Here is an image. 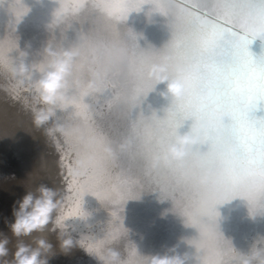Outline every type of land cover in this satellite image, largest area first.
Masks as SVG:
<instances>
[{"label":"bare ground","instance_id":"1","mask_svg":"<svg viewBox=\"0 0 264 264\" xmlns=\"http://www.w3.org/2000/svg\"><path fill=\"white\" fill-rule=\"evenodd\" d=\"M197 6L202 9L205 7L211 9L213 6V0H173V8L176 15L180 18H186V10ZM58 7V0H42V2H40V0H0V87L2 86L4 89L6 88L10 97H13V94L17 90V92H19L17 97L20 96L22 99L20 100L22 101L20 102L22 105H19L20 109L22 110V107H24L23 111H26V114L29 115L32 114L25 107V102L30 97L15 86V82L10 71L13 62H15L16 58L19 56V50L29 51V64L39 63L43 59V48L50 41L53 42L56 47L70 48L79 41L81 34L89 36L95 31V34L98 37H101L103 32L107 29L102 24L96 23L95 13L85 12L81 15L79 20H73L71 22V27L61 25L59 28L52 30L48 27V25L51 23L53 13ZM152 9L153 5L151 3H145L141 12H133L127 25L121 26V32L125 39H128V30L132 31L136 35L137 39L135 44L138 45V50L148 51L155 49L157 51H162L168 47L173 40L174 16L172 13L165 16L157 11H153ZM181 9H185V11H181ZM149 13H151L150 16ZM249 38L251 39V37ZM17 42L19 44V49L15 48ZM29 44L31 47L26 48V45ZM249 50L255 59L264 62V37L255 38L249 45ZM38 77L39 73H35L34 78ZM164 88V84H156L153 91L149 92L146 97H141L140 101L133 104L131 99L132 90L128 87H122L118 89L120 93L119 98L113 101L110 108H101L100 112L96 114L94 119L74 117V110L69 108L67 111H58L56 117H54L48 125L44 126L47 128L52 127L55 124H60L63 125L65 129L63 133H56L55 140L51 138L54 148L52 145L51 147L56 150V153L62 158L63 163H59V165L63 164V166L61 169L56 167L54 170L49 169L50 176H55L59 174V172H63L62 176L59 174L54 181H57L59 185L68 181L69 186H67L71 189L69 192L70 194L68 195L73 197L74 201L79 199L82 203H84L85 208L93 214L88 221V224H90L91 227L79 220L71 221L75 227V231L72 234L77 239L84 237L86 244H90L94 250L111 247L119 251L121 258L127 260L128 264H146L145 257H149L156 253L163 254L173 246H178L177 251L181 255L185 253L188 254L190 259L187 264H206L208 259L213 258L226 259L229 261V264H241V260L246 254L251 253L255 249H264V207H258L254 214L248 201L242 197H236L231 201L218 205L217 210L219 211L220 216L218 218L216 228L220 231V235L228 241L229 245L234 250L235 260H232L233 257L230 256L212 257L207 253L204 254L201 247L198 246V239L200 238L199 230L196 227L191 226L189 224V220L184 215L185 212L189 211L192 202L185 203L181 200L174 201L171 196L166 197L158 186L163 189H167L171 185L172 177L167 175L160 167H150L149 161L146 159L143 152L136 146L137 142L132 135V129L133 126L140 120L141 114L146 119L151 118L153 114L160 119H164L168 114V110L173 107L174 101L171 97L166 99L160 95V92L164 90ZM113 97V90L108 89L106 90L104 97L101 98L100 103L103 104L104 99L112 100ZM11 100H8L9 103ZM88 102H91V98H89ZM7 107L8 106H6V108ZM97 107H99V105ZM6 110L3 111L7 113ZM16 110L20 111L19 109ZM23 113L25 114V112ZM25 117L27 118V116ZM250 118H264V103L260 105L259 110H254L250 113ZM21 120L19 123H21ZM225 122L230 123V119L226 117ZM194 123L195 120L193 118L184 121L183 125L178 129V133L194 134L192 132ZM22 127H24L23 129H26L25 126H21V129ZM6 131L4 132L6 133ZM21 132H19V134L26 133V131L23 133ZM0 133L2 134V131ZM19 134L17 135L19 136ZM33 135L34 134H32V136ZM37 135H35V137L38 138ZM22 138H24V136ZM4 140L2 139V141ZM18 140L23 141V139L19 138ZM44 140L42 142H44ZM127 140L132 141L131 146H126L121 149L120 145L124 144ZM52 141L49 142L52 143ZM1 142L0 148L1 145L4 144ZM13 143H15L16 146V141H13ZM31 143L32 145L34 144L32 140ZM20 147L21 146H19V148ZM107 147H111L116 155L109 156L105 151ZM209 147V144L199 143L193 146L192 150L206 152ZM37 148L39 150V147ZM46 150L48 151V149ZM4 152L6 154L8 150ZM15 153L12 154L11 152L9 154L15 156ZM26 153L28 156L31 151L30 153ZM0 154L2 156L4 155L2 150H0ZM9 154L7 153V155ZM23 154L24 152L19 155H21L22 158H24L23 156L26 157V155ZM7 160H10V158ZM18 160L21 161L19 158ZM38 160L39 158L36 159L37 162ZM19 161L16 162L19 164ZM24 161L26 160L24 159L23 162ZM2 162L3 161L0 160V164L4 166L6 160H4V164ZM26 162L28 164V161ZM51 162H53V160H51ZM11 163L18 168V165L14 162V160L9 164ZM21 165L22 164L20 162L19 166L21 167ZM32 167L33 165L31 166V169ZM39 167L38 169H40ZM14 170L16 171L15 168ZM1 171L2 168L0 167V173ZM19 171L21 170H18V172ZM40 172L38 173L37 171L39 175ZM13 174H15V172ZM48 175L49 173L46 178L49 177ZM52 177H49V179ZM19 178L17 179L21 180ZM23 180L27 181L26 179ZM34 182L32 181L31 184H29V189L31 187L30 185L33 187L32 183ZM22 184L21 186L23 187ZM0 189L2 191V188ZM24 189L28 188L23 187V190ZM23 190H21L22 193ZM61 190L59 188V191ZM17 191H19V189ZM17 191L16 193H19ZM73 193H75V196H73ZM2 194L4 195L5 193ZM19 194H16L15 196ZM17 198L20 199L19 197ZM105 198L108 202H110V212L106 210L98 200H104ZM7 199L8 197L4 200ZM10 201L11 200H9V202ZM262 203H264V200H262ZM7 206L11 207L9 205ZM189 215L194 219L192 213H189ZM204 219L205 222H207V218ZM110 228L113 229L111 233L109 232ZM142 234L146 235L143 246L146 254L141 256L139 259L130 255V253H127L129 250V248L127 250V247L129 244L133 243L135 239H140V235L142 236ZM33 235L35 236L34 233ZM45 238L48 239L49 237ZM142 240L143 238H141L140 241L142 242ZM203 243L211 247L212 237L209 236ZM14 246L11 248L14 249ZM32 246L34 245L32 244ZM54 249V251L58 254L50 259L49 264H102L98 258L88 254L80 248H74L67 255L59 253V248L57 249L54 247ZM1 262L2 261H0V263Z\"/></svg>","mask_w":264,"mask_h":264},{"label":"snow or ice","instance_id":"2","mask_svg":"<svg viewBox=\"0 0 264 264\" xmlns=\"http://www.w3.org/2000/svg\"><path fill=\"white\" fill-rule=\"evenodd\" d=\"M145 3L154 5L153 11L174 16L171 44L162 51H143L130 30L128 39L121 29L119 33L106 29L101 37L94 31L87 37L84 78L93 70L107 72L115 98L120 96L118 89L128 87L135 104L155 88L148 76L153 64H166L170 76L176 75L177 67L183 68L190 85L185 97L173 102L164 119L141 114L132 135L152 167L184 121L195 120L192 132L201 144L210 145L208 151L192 150L179 163L161 161L156 167L172 181L167 189L158 187L174 201L192 202L184 215L199 230L198 246L204 254L235 260L234 250L216 228L217 206L242 197L254 214L264 207V118H250L264 103V62L249 50L255 38L264 37V0H213L211 9H187L186 18L176 15L173 0H134L137 11ZM205 175L208 180L202 184ZM209 236L211 247L203 243ZM206 264L229 261L213 258Z\"/></svg>","mask_w":264,"mask_h":264},{"label":"clouds","instance_id":"3","mask_svg":"<svg viewBox=\"0 0 264 264\" xmlns=\"http://www.w3.org/2000/svg\"><path fill=\"white\" fill-rule=\"evenodd\" d=\"M58 3L59 7L54 11L53 19L48 25L52 30L61 25L71 27L73 20H79L83 13L88 12L96 14V23L102 24L113 33H119L121 26L127 25L131 14L139 13L143 8L142 5L137 11L134 0H117L115 4L110 0H58ZM87 37L88 35L81 34L79 41L70 48L56 47L50 41L43 48V59L39 63L29 64V51L19 50V56L10 69L15 86L30 97L26 100L25 107L31 112L34 125L37 128H44L45 135L53 140L56 133L65 131L64 126L60 124L47 128L44 126L56 117L58 111L72 108L74 117L94 119L101 108H110L116 100L114 96L112 100L104 99L103 104L100 103L106 90L111 87L107 72L93 70L87 79L84 78ZM30 47V44L26 45V48ZM15 48L19 49L18 42ZM35 73H39L38 78H34ZM148 76L156 84L165 85L160 95L166 99L171 97L173 101H180L189 91V81L181 67L176 68V75L170 76L166 64H153ZM89 98L91 102H88ZM200 142L198 135L177 133L174 140L166 146L162 157L153 161L152 167L155 168L161 161L165 164L184 161L190 155L193 146ZM131 144L132 141L127 140L120 147L123 149ZM105 151L109 156L116 155L111 147H107ZM207 180V175L202 176L200 183H207ZM98 200L106 210L111 211L110 202L106 198ZM12 215L14 221L8 226L17 238L29 237L33 233L42 234L47 230L57 234L60 252L65 255L74 248H80L98 258L102 264H128L127 260L121 258L119 251L111 247L94 250L90 244H86L84 237L77 239L73 236L75 227L71 221L79 220L91 227L88 221L93 214L79 199L74 201L71 196H61L55 188L41 184L34 192L27 191L21 199L13 203ZM111 231L112 228L109 232ZM0 237L2 260L8 255L9 250L6 246L9 240L3 233H0ZM34 243L35 247L21 240L11 264H49L50 259L56 255L54 246L42 236L36 237ZM177 247L173 246L163 254L156 253L145 257L146 264H187L190 257L187 253L181 255ZM137 253L138 249L134 247L130 255ZM241 264H264V249H255L246 254Z\"/></svg>","mask_w":264,"mask_h":264},{"label":"rangeland","instance_id":"4","mask_svg":"<svg viewBox=\"0 0 264 264\" xmlns=\"http://www.w3.org/2000/svg\"><path fill=\"white\" fill-rule=\"evenodd\" d=\"M58 6V5H57ZM56 6V7H57ZM15 91V90H14ZM14 93V92H13ZM12 93V94H13ZM17 93V94H16ZM19 94V92H17V90L15 91V93L13 94V97H10V94L8 95V93H7V91H6V88L4 89V88H2V86L0 87V125H2V126H0V132L2 131V134L0 133V142L2 141V139L4 140V141H2L1 143H4L3 145H1V148H0V150H2V152H3V156L0 154V160H2L3 162V164H4V160H6V163H5V165L3 166L2 164H0V167L2 168V171H1V173H0V188H2V191H1V189H0V191H1V193H0V233H3V235L4 236H8L9 234V236L7 237L8 238V240H9V243H8V245L6 246L7 248H8V255L6 256V257H4V258H2V260H0V261H2L1 263L2 264H4V262H8V264H11V262H12V260L14 259V254L13 253H15L14 251H16V249L15 248H17V245H18V242H20L21 240L25 243V242H27L26 244H33L34 246L33 247H35V243L33 242L34 241V239L36 238V237H43L44 239H46L45 237H49L48 239H46L49 243H51L54 247H56L57 249L59 248V240L57 239V234L56 233H54V232H50V231H45L44 233H34L35 234V236L32 234V236L30 237H20V238H16L13 234H11L12 232H11V230H10V228H9V223L10 222H13L14 221V216L12 215V206H13V203L15 202L14 200H18V198L17 197H19L20 199L26 194V190L27 191H35V189L39 186V185H41V184H44L45 183V185H47L48 187H51V186H55L54 188L55 189H57L58 190V192H61V193H59L61 196H69L68 194H70L69 192H70V187H68L69 186V182L67 181V182H64L62 185H59V183L56 181H54V179L55 178H57L58 177V175L60 174L61 176H62V174H63V172H59V174H57V175H55V176H50V170H54V169H56V168H62V166H63V164H61V165H59V163H63L62 162V158L56 153L57 151L56 150H54L53 148V141H52V139L51 138H49V137H47L46 135H45V133H44V128H37L35 125H34V123L32 122L33 121V118H32V115H29V114H26V111H23V109H24V107H22L23 109L21 110L20 109V106L22 105V103H20V102H22V101H20V100H22L21 99V97L19 96V97H17V95ZM15 97V98H14ZM13 98V99H12ZM13 101H12V100ZM5 101V102H3V101ZM11 100V102L9 103V101ZM19 101V103H18V101ZM17 101V102H16ZM8 102V103H7ZM16 103V105H15V103ZM7 103V104H6ZM18 103V104H17ZM10 106H9V105ZM20 105V106H19ZM6 106H8L7 108H6ZM10 107V108H9ZM12 107H13V109H12ZM16 107V108H15ZM3 108H6V109H3ZM15 109V110H14ZM16 109H19L20 111H18V110H16ZM3 110H6L7 111V113L5 112V111H3ZM9 110V111H8ZM15 112V114H14V112ZM21 111H22V116H21ZM5 112V113H4ZM12 112H13V114H12ZM23 112H25V114L23 113ZM10 113V114H9ZM19 114H20V116H19ZM7 115H9V116H11L10 118H8L9 116H6ZM17 115V116H16ZM15 116V117H14ZM25 116H27V118L25 117ZM16 117H17V119H16ZM21 117V118H20ZM19 118H20V120H21V123H19L20 122V120H19ZM25 118V119H24ZM29 118V119H28ZM13 119H14V121H13ZM16 119V120H15ZM31 119H32V121H31ZM7 120V121H6ZM18 120H19V122H18ZM6 121V122H5ZM10 123H9V122ZM13 121V122H12ZM17 121V122H16ZM23 121V122H22ZM30 121V122H29ZM4 122V123H3ZM28 122H29V124H28ZM25 123H27V124H25ZM7 124V125H6ZM20 124V125H19ZM6 125V126H5ZM31 125V126H30ZM4 126V127H3ZM12 126V127H11ZM20 128H18V127ZM21 126H25V128L26 129H23L24 127H22V129H21ZM35 126V127H34ZM9 129H8V128ZM7 128V129H6ZM16 128H17V130H16ZM36 128V129H35ZM4 129V130H3ZM38 129H41V130H38ZM7 130V131H6ZM9 130V131H8ZM11 130V131H10ZM14 130V131H13ZM18 130H19V132H21V131H23V132H25L26 131V133H27V135H26V133H23V132H21V133H23V134H19V132H18ZM21 130V131H20ZM37 130V131H36ZM4 131H6V133L4 132ZM30 131V132H29ZM33 131H36V132H33ZM42 132V133H41ZM28 133H30V134H28ZM6 134V135H5ZM17 134H19V136L17 135ZM32 134H34L33 136H32ZM38 134V135H37ZM40 134V135H39ZM3 135H5V136H3ZM35 135H37L38 136V138L37 137H35ZM3 136V137H2ZM18 136V137H17ZM24 136V138H22ZM32 136V137H31ZM46 136V137H45ZM12 137H13V139H12ZM17 137V138H16ZM34 137V138H33ZM40 137V138H39ZM18 138L19 139H23V141L22 140H18ZM42 138V139H41ZM46 140H44V139ZM35 139V140H34ZM38 139H39V141H38ZM50 139V140H49ZM28 140V141H27ZM31 140H32V142L35 144H33L32 145V143H31ZM41 140V141H40ZM44 140V142H42ZM13 141L15 142L16 141V146H15V143H13ZM25 141V142H24ZM49 141H52V143H50ZM9 142V143H8ZM23 142V143H22ZM28 142H29V145H28ZM36 142H38V143H36ZM46 142H47V144H46ZM42 143V144H41ZM49 143H50V145H49ZM6 144V145H5ZM10 146H9V145ZM17 144H20V145H17ZM26 144V145H25ZM39 146H38V145ZM22 145H23V148H22ZM42 145V146H41ZM44 145V146H43ZM45 145H46V147H45ZM51 145H52V147H51ZM4 146V147H3ZM8 146V147H7ZM15 146V147H14ZM19 146H21L20 148H19ZM29 146V147H28ZM33 146H34V148H33ZM35 146H36V148H35ZM6 147V148H5ZM12 147V148H11ZM14 147V148H13ZM32 147V148H31ZM37 147H39V150H38V148ZM42 149H41V148ZM49 147V148H48ZM4 148V149H3ZM27 148H29V149H27ZM48 149V151L46 150V149ZM51 148H52V150H51ZM34 151H32V150ZM37 149V150H36ZM7 151L8 150V154L9 153H11L12 152V154H14L15 152L17 153H15V156L14 155H12V154H9V155H7V153L5 154V152L4 151ZM17 150V151H16ZM41 150V151H40ZM44 150V151H43ZM47 152H46V151ZM11 151V152H10ZM29 152L30 153V151H31V153L27 156L26 154V152ZM51 151V152H50ZM14 152V153H13ZM22 152H24V154L23 155H26V157L25 156H23L24 158H22V156L21 155H19V154H22ZM52 152H54V153H52ZM34 155H33V154ZM38 153V154H37ZM43 153V154H42ZM44 153H47V154H44ZM51 153V154H50ZM55 153H56V155H55ZM53 154V155H52ZM7 155V157L5 158V156ZM33 157H32V156ZM45 157H44V156ZM54 155H55V158H54ZM9 156V157H8ZM12 158H11V157ZM36 158H35V157ZM41 156H42V158L44 159H42L41 158ZM52 156V157H51ZM14 157V158H13ZM50 157H51V159H50ZM10 158V160H7V159H9ZM17 158V159H16ZM18 158L21 160V161H19L18 160ZM39 158V160H38V162H39V164H38V162L36 161V159H38ZM53 158V159H52ZM14 160V162L18 165V168H16L17 166H14V164H12V167H13V169H12V167H11V164H9L10 162H13V160ZM15 159H16V161H19V164H20V162H21V167L19 166V164H18V162H16L15 161ZM25 159L26 161H28V164H27V162L26 161H24L25 162V164H24V162H23V160ZM34 159V160H33ZM47 159V160H46ZM33 160V162L31 163V161ZM43 161V162H41V161ZM51 160H53V162H51ZM57 160V161H56ZM9 161V162H8ZM35 161V162H34ZM15 164V165H16ZM31 164V165H30ZM41 164V165H40ZM59 165V166H56V165ZM8 165H9V167H8ZM26 165H28V166H26ZM33 165V167H32V169H31V166ZM7 166V167H6ZM40 166V167H39ZM50 166H51V168H50ZM22 167H24V168H22ZM25 167H26V169H27V171H26V169H25ZM38 167L40 168V169H38ZM56 167V168H55ZM14 168L16 169V171L14 170ZM36 168H37V170H36ZM21 170V171H19L18 172V170ZM24 169V170H23ZM50 169V170H49ZM34 170H35V174H34ZM40 170H41V172H40ZM9 171V172H8ZM12 171H14L15 172V174H13L14 172H12ZM25 171V172H24ZM29 171V172H28ZM37 171H38V173L40 172V175L37 173ZM22 172H24V173H22ZM31 172V173H30ZM17 173H20V174H17ZM26 173V174H25ZM30 173V174H29ZM42 173V174H41ZM45 173V174H44ZM49 173V177H52V178H50L49 179V177L48 178H46L47 177V174ZM25 174V175H24ZM38 174V175H37ZM20 176V178H19V176ZM24 175V176H23ZM26 175H27V177H26ZM33 175V176H32ZM15 176V177H14ZM23 176V177H22ZM39 176V177H38ZM38 177V178H37ZM41 177V178H40ZM17 178H19V179H21V180H18L17 179V182H16V179ZM36 178V179H35ZM23 179H26L27 181H24ZM29 179V180H28ZM34 179V180H33ZM49 179V180H48ZM52 179V180H51ZM23 180V181H22ZM45 180V181H44ZM47 180H48V182H47ZM18 181H22L21 183L20 182H18ZM29 181V182H28ZM34 182V183H32L33 184V187H32V185H30L31 187H30V189H29V184H31V182ZM44 181V182H43ZM54 181V182H53ZM20 183V184H19ZM23 183V184H22ZM25 183V184H24ZM37 185H36V184ZM54 183V184H53ZM61 183V182H60ZM19 185V186H17V185ZM21 184L23 185V187L25 188H28V189H24L25 190V192H24V190H23V187L21 186ZM26 184H27V186H26ZM35 184V185H34ZM68 185V186H67ZM19 187H21V188H19ZM53 187H51V188H53ZM16 188H17V190L19 189V191H17L16 190ZM59 188H60V190L61 191H59ZM4 190V191H3ZM21 190H23V193H22V191ZM16 191L17 192H19V193H16ZM21 191V192H20ZM2 193H5L4 195L2 194ZM19 194V195H17V196H15L16 194ZM66 195H65V194ZM23 194V195H22ZM64 194V195H63ZM8 197V199L9 200H11L10 202H9V200L7 199V200H4L5 198H7ZM4 200V201H3ZM3 201V202H2ZM8 203H10V204H8ZM4 205V206H3ZM6 205V206H5ZM7 205H9V206H11V207H8ZM7 208H8V210H7ZM11 210V211H10ZM11 212V213H10ZM10 230V231H9ZM38 234H40V235H38ZM44 234V235H43ZM143 236V237H142ZM142 236L140 235V239L139 238H137V239H135L134 241H133V243H131V244H129V246L127 247V250H128V248H129V250L127 251V253H130L131 252V249L132 248H134V247H136L137 249H138V252L140 253H137V254H133L132 256H134V257H136V258H139L140 259V257L141 256H144L145 254H146V251L144 250V248H143V246H144V239L146 238V235L145 234H142ZM0 238H2V237H0ZM31 238H33V239H31ZM141 238H143V240H142V242L140 241L141 240ZM23 239H25V240H23ZM14 240V241H13ZM27 240H29V241H27ZM57 241V242H56ZM137 241V242H136ZM11 243H12V246H11ZM17 245H16V244ZM134 244H135V246H134ZM137 244V245H136ZM10 245V246H9ZM15 245V246H14ZM15 247L14 249H12L11 247ZM140 249V250H139ZM55 250V249H54ZM143 250V251H142ZM59 253H62V252H60V251H58ZM11 253V254H10ZM142 253V254H141ZM56 254H58L57 252H56ZM140 255V256H139ZM13 257V258H12ZM7 259V260H6ZM142 260V259H141ZM140 261V260H139ZM0 263V264H1Z\"/></svg>","mask_w":264,"mask_h":264}]
</instances>
